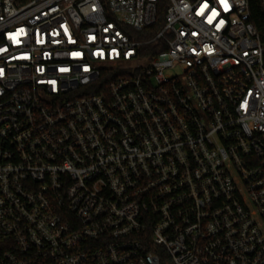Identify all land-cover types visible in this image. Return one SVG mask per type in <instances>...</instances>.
Segmentation results:
<instances>
[{"label": "built area", "instance_id": "2783aa9c", "mask_svg": "<svg viewBox=\"0 0 264 264\" xmlns=\"http://www.w3.org/2000/svg\"><path fill=\"white\" fill-rule=\"evenodd\" d=\"M161 1L0 0V264H264L249 1Z\"/></svg>", "mask_w": 264, "mask_h": 264}, {"label": "trees", "instance_id": "16d2710c", "mask_svg": "<svg viewBox=\"0 0 264 264\" xmlns=\"http://www.w3.org/2000/svg\"><path fill=\"white\" fill-rule=\"evenodd\" d=\"M250 10V21L259 31L264 43V2L263 0H248ZM166 14V0H162L159 8V21L163 23Z\"/></svg>", "mask_w": 264, "mask_h": 264}]
</instances>
